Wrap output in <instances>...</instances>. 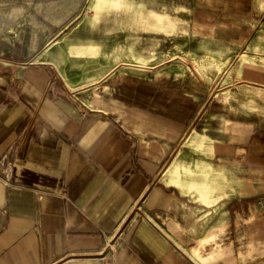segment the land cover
<instances>
[{
  "label": "crops",
  "instance_id": "crops-1",
  "mask_svg": "<svg viewBox=\"0 0 264 264\" xmlns=\"http://www.w3.org/2000/svg\"><path fill=\"white\" fill-rule=\"evenodd\" d=\"M258 4L210 0L228 18L209 34L246 27ZM102 88L0 68V264H264V115L210 127L205 204L202 186L159 174L211 91L133 73Z\"/></svg>",
  "mask_w": 264,
  "mask_h": 264
},
{
  "label": "rangeland",
  "instance_id": "rangeland-1",
  "mask_svg": "<svg viewBox=\"0 0 264 264\" xmlns=\"http://www.w3.org/2000/svg\"><path fill=\"white\" fill-rule=\"evenodd\" d=\"M209 1L0 0V68L46 66L74 96L130 73L203 85L211 91L209 108L199 112L159 177L183 189L202 186L199 200L210 204L205 189L216 178L213 164L201 160L210 127L224 116L264 115V0L241 19L246 27L219 35L209 34L212 25L228 15H211Z\"/></svg>",
  "mask_w": 264,
  "mask_h": 264
}]
</instances>
